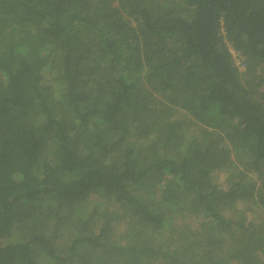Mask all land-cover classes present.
Segmentation results:
<instances>
[{"label": "trees", "instance_id": "16d2710c", "mask_svg": "<svg viewBox=\"0 0 264 264\" xmlns=\"http://www.w3.org/2000/svg\"><path fill=\"white\" fill-rule=\"evenodd\" d=\"M0 264H264V0H0Z\"/></svg>", "mask_w": 264, "mask_h": 264}, {"label": "clouds", "instance_id": "9594fccd", "mask_svg": "<svg viewBox=\"0 0 264 264\" xmlns=\"http://www.w3.org/2000/svg\"><path fill=\"white\" fill-rule=\"evenodd\" d=\"M228 46V48H229V50H230V47L229 46H231V45H227ZM233 49V48H232ZM234 51V50H233ZM234 61H235V63H236V65H243L244 64V62H243V59H241V58H236V59H234Z\"/></svg>", "mask_w": 264, "mask_h": 264}, {"label": "rangeland", "instance_id": "374dc122", "mask_svg": "<svg viewBox=\"0 0 264 264\" xmlns=\"http://www.w3.org/2000/svg\"><path fill=\"white\" fill-rule=\"evenodd\" d=\"M229 47H230V50H231V53H232L233 59H236L237 56H236L235 52L233 51V49H232L231 46H229ZM155 95L158 96V94H155ZM93 119H94V118H93ZM96 122H97V119H96Z\"/></svg>", "mask_w": 264, "mask_h": 264}, {"label": "built area", "instance_id": "2783aa9c", "mask_svg": "<svg viewBox=\"0 0 264 264\" xmlns=\"http://www.w3.org/2000/svg\"><path fill=\"white\" fill-rule=\"evenodd\" d=\"M231 51V50H230Z\"/></svg>", "mask_w": 264, "mask_h": 264}]
</instances>
